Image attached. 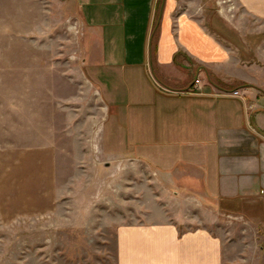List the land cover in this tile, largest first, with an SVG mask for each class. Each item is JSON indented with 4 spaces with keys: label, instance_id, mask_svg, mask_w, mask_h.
<instances>
[{
    "label": "rangeland",
    "instance_id": "1",
    "mask_svg": "<svg viewBox=\"0 0 264 264\" xmlns=\"http://www.w3.org/2000/svg\"><path fill=\"white\" fill-rule=\"evenodd\" d=\"M180 1L264 67V19L235 0ZM77 13L71 0H0V264H115L118 227L146 221L207 228L228 251L227 203L212 208L104 145L112 110Z\"/></svg>",
    "mask_w": 264,
    "mask_h": 264
},
{
    "label": "crops",
    "instance_id": "2",
    "mask_svg": "<svg viewBox=\"0 0 264 264\" xmlns=\"http://www.w3.org/2000/svg\"><path fill=\"white\" fill-rule=\"evenodd\" d=\"M235 1L264 19V0ZM72 2L87 67L112 110L104 145L212 208L229 205L228 251L204 227L137 222L118 227L115 264H264V67L243 61L184 1Z\"/></svg>",
    "mask_w": 264,
    "mask_h": 264
},
{
    "label": "built area",
    "instance_id": "3",
    "mask_svg": "<svg viewBox=\"0 0 264 264\" xmlns=\"http://www.w3.org/2000/svg\"><path fill=\"white\" fill-rule=\"evenodd\" d=\"M195 83L196 84H199L200 83V80H196ZM232 95L235 96V97H242L240 91H235V92H233Z\"/></svg>",
    "mask_w": 264,
    "mask_h": 264
}]
</instances>
